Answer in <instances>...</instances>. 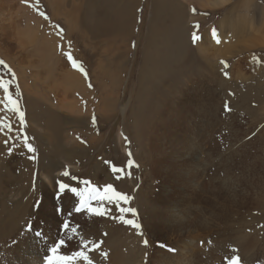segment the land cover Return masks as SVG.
Returning a JSON list of instances; mask_svg holds the SVG:
<instances>
[{
  "label": "rangeland",
  "instance_id": "374dc122",
  "mask_svg": "<svg viewBox=\"0 0 264 264\" xmlns=\"http://www.w3.org/2000/svg\"><path fill=\"white\" fill-rule=\"evenodd\" d=\"M109 1L95 2L98 15ZM219 1L224 2L206 9L194 5L195 0L188 5L196 12L187 22L189 38L215 31L210 37L220 41L205 43L207 50H214L209 74L199 70L203 58L189 43L190 74L177 85L160 80L155 92L152 80L140 75L141 51L151 53L156 45L154 41L147 49L152 0H139L128 36L101 34L89 40L76 35L71 0L56 9L45 0H31L47 19L36 7H26L29 0H0V60L7 65H0V78L12 80L10 92L25 120L20 128L17 115L0 104V119L13 126L11 135L0 131V209L8 208L4 215L0 210L5 216L0 225L5 220L7 224L0 230V264H43L46 255H53L47 248L61 238L67 244L56 255L70 256L80 250L81 237L98 244L88 251L93 264H226L225 257L233 256H239L240 264H264V49L253 42L260 26L264 38V0ZM234 2L237 6L228 16L240 28L242 15L254 26L239 31V39L227 17ZM17 23L32 36L36 28L34 39L26 33V40L18 43ZM227 45L235 54L222 52ZM66 53L83 66L87 77ZM4 97L0 88V101ZM60 101L72 103V109L60 107ZM25 135L34 153L23 145ZM77 140L84 150L73 162L68 159ZM57 143L65 152L47 153ZM50 158L54 166L46 165ZM69 162L77 169L67 167ZM113 166L123 171L114 174ZM64 171L70 176L63 177ZM47 172L50 187L42 178ZM57 180L81 190L87 187L81 181H90L100 196L105 195L104 186L112 184L130 199H93V206L107 209L104 215L75 213L80 198L65 194L58 199ZM84 196L88 200L89 193ZM57 207L64 209L60 215ZM120 207L135 208L138 215L121 213ZM120 216L142 227L125 224L116 218ZM77 226L76 236L68 240L70 229ZM36 231H43L47 241L36 237ZM72 264L85 262L73 259Z\"/></svg>",
  "mask_w": 264,
  "mask_h": 264
},
{
  "label": "bare ground",
  "instance_id": "6f19581e",
  "mask_svg": "<svg viewBox=\"0 0 264 264\" xmlns=\"http://www.w3.org/2000/svg\"><path fill=\"white\" fill-rule=\"evenodd\" d=\"M30 1L31 0H29L28 5L26 7L35 8V7H32L30 5ZM45 1H46V3L48 2L49 6L52 7V9H56V7H59L58 4L61 6L66 0H45ZM71 1L73 2L74 0H71ZM96 1H99V0H78V1H76V3L73 2L71 4V7H73L72 8V10H73V12H72V15H73L72 20H73V23H74V26H75V30L77 31L76 35H78V36L80 35V38L83 39V40H85V39L89 40V38L90 39L91 38H96V37H99V35H101V34H104L105 36H107L109 38L112 35L115 36L116 38H120V37L122 38L125 33L128 36L130 34V31H131L130 30L131 26L129 24H132V22L135 20L134 19L135 18L134 13H135L136 7H137V5L139 3V0H110L106 5L105 4L103 5V9L100 10L99 15L97 14V10L94 8ZM246 1L247 0H245V3H246ZM222 2H224V1H219V0H195V2H194L195 4L194 5H197V6L199 5V6H201V8H204V7L211 8V7H217L219 5H222L223 4ZM63 5H65V4H63ZM188 5H190L189 0H152L151 11H150L151 15H150V18H149V27H148V33H147V36H146V41L149 43V45L147 46L148 47L147 49H149V46L154 41L156 42V45L153 48L151 53L150 52L149 53L146 52L145 48H144V50L141 51V55H142L141 56L142 57V64H141L142 66L141 67L142 68L140 69L141 70L140 71V75L142 77L145 76L148 79L152 80L153 83H151V84H153L152 88H154L155 92H156V90L159 89L160 80L164 79L163 81H166L165 85L166 84L167 85H169V84H176L177 85L178 82H180L179 81L180 79H182L183 77L185 79V78H187V75L190 74V71H189V69H190V61H188V58L190 57V52H193L192 47L190 45L191 43H193L192 42V38H193L192 36L193 35L191 36L192 38L190 39L189 38V33L190 32L188 33V30H187V28L189 26L188 27H186V26H187V22L188 21L191 23V21H193L195 19V16H196L195 13L196 12L193 11L194 8L192 6L189 7ZM187 6H188L189 10H187L188 9ZM197 6H194V7H197ZM236 6H237V2H234V4L231 3L229 5V7H228V11L227 10L226 11H227V17L230 18L233 21L232 24H234V26H235V28H234V31H235L234 37L236 36L237 39H239L238 38V34H237V33H239V31H242V32L245 33V31L248 32L247 31L248 29H249V31H251L250 28H252V27L254 28V26L249 25L250 21L249 20L245 21L244 15H242L243 16L242 20L244 21V25L242 26V28H240L239 23L235 22V19L233 18V16H228V13H231L233 11V8H235ZM206 8H204V9H206ZM22 14H23V12H22ZM263 16H264V14H263ZM22 17L23 16H21L20 18H22ZM225 19H227V18H225ZM42 20H43V18H42ZM261 20H262V18H261ZM92 22H94V23L92 24ZM39 23H41V22L39 21ZM19 26H20V23H17V25H16L17 30L15 28V38H17L18 43H22L24 40H26V38L23 35H25L28 32L26 31V33H25V30L21 26L20 27L22 29L19 28ZM54 27H56V26H54ZM39 28H41L40 25H39ZM254 31H256V33H258L257 34L258 38L255 37V39L254 38L253 39L256 40V41H253V39H252V41L255 42L256 44H258L260 46L259 49L262 50V49H264V47H263L264 46V38L259 36L260 33L262 32L261 26H260L259 29H255ZM33 33H34L33 36H32V33L30 32L28 34H31V37H29V36H26V37H28V39H31V40L34 39V36L37 33V29L36 28H35V31H33ZM44 33H45V31H44ZM207 33H209V32H206V34H204L203 37H201L198 42L196 41L193 44L195 46V52L200 57L203 58V61H202L203 63L199 66L200 69L199 68L198 69L200 71H208V74H209V71H211V69H212V66H211L212 62L214 60L213 59V54L212 53L210 54V51H214V50H211V49L207 50L205 43H208V44H211V45H215V42H217V41H215L214 38L210 37V34L213 33V32L210 31V33H209V38L210 39H208V34ZM23 37L25 38L24 40H23ZM30 42H32V41H30ZM247 42H248V40H247ZM250 43H252V42H250ZM255 43H252V44H255ZM256 44H255V46H256ZM21 47H18V48H21ZM144 47H145V45H144ZM224 49L222 51L223 53L229 52L231 54H235L233 52V50H232L233 49L232 45H227ZM248 49H249V47H248ZM36 50H37V48H36ZM215 51L218 52L219 49L215 48ZM148 63H150V64H148ZM238 66H240V64ZM221 68H223V67H221ZM198 69H196V70H198ZM213 71H215V69ZM177 87H179V86H177ZM63 99H64V97H63ZM67 105H70L69 107H70V109H72L71 108L72 103H67L66 104L65 101H62V102L60 101V107L63 108V107H66ZM121 109L123 110V106H121ZM43 123H44V121H43ZM29 128L27 127V129H29ZM55 128H54L55 131H57L58 130L57 127H55ZM63 135H65V134H63ZM52 137H54V136H52ZM82 144L79 141L75 142V147H74V151H73L74 152V156L70 157L68 160L73 161V162L77 161V158H79V156L81 155L82 150H84L83 149L84 147H82ZM57 145H58V147L56 145L52 144L51 148H49L47 150L48 151L47 153H50L52 151L56 152V153L65 152L64 149H63L64 147H62L61 144L59 145V143H57ZM68 152H70V151L68 150ZM1 158H3V157H1ZM48 161L49 162H48V164L46 163V165L52 166L53 165V160L51 162V158H50ZM73 162L67 163L66 164L67 167L72 168V169H77V166H75V163H73ZM42 178L46 182L47 186L50 187V185H51L50 184V179L51 178L49 177L48 172L46 174L43 173L42 174ZM1 184L2 183H0V185ZM5 186H7V184ZM8 188H10L9 185H8ZM1 190L2 189H0V191ZM146 206L148 207V205H146ZM0 210H1L3 215H4V213L8 212V208L5 207V206L2 207ZM2 214H0V218L5 217ZM7 217H9V214H7ZM1 224H3V225H0V230H3V229H5L7 227L6 220L4 222L2 221Z\"/></svg>",
  "mask_w": 264,
  "mask_h": 264
},
{
  "label": "snow or ice",
  "instance_id": "6c2138e0",
  "mask_svg": "<svg viewBox=\"0 0 264 264\" xmlns=\"http://www.w3.org/2000/svg\"><path fill=\"white\" fill-rule=\"evenodd\" d=\"M33 7L37 8V12L39 15L43 16L45 19H47L48 17L46 16L45 13L43 12H39V8H38V2L35 5H32ZM193 11H195V9H193ZM62 29H60V32L62 33ZM216 33L215 31H213V36L215 37ZM200 37L196 34L193 33V39L192 42L195 43ZM220 41L217 39V43H219ZM67 58L69 60V62L74 66L77 67V61L73 58L71 53H66ZM223 63V62H222ZM0 65L7 67V65L5 64V62L3 60H0ZM79 70L81 72H84V75L87 77V72L83 69L82 65H79ZM9 72L12 75V79H15V73L11 72V69H9ZM12 84V80H4L2 78H0V88L3 89L4 93H5V97L4 100L0 101V104H3L5 109L14 112L19 120V125L20 128H23L25 125V120H24V113L23 111L20 109L19 107V102L17 99H15L12 95V93L10 92V86ZM18 87V85H17ZM89 87H91V84H89ZM92 122L93 124L96 123V118L93 115L92 117ZM0 131H6L9 135H11L12 131H13V126L11 123H4V121L2 119H0ZM22 143L23 145L27 148V150L31 153L35 152L34 147L32 146V144H30L28 142V137L25 135L23 136L22 139ZM4 144L8 145L9 144V140L5 139L4 140ZM13 151V147H9L8 148V153L11 154ZM129 155H131L129 153ZM34 158V157H30ZM106 163H110L107 162ZM129 167L132 166V161L129 160ZM123 169L120 168H116L115 166L112 167V172L114 174L116 173H120L122 172ZM63 177H69L70 173L68 171H64L62 173ZM71 180L73 181H77L78 177L76 176H71L70 177ZM117 179H119V176L116 177ZM56 185L58 186V192H57V198L59 199L61 195H65V194H69V195H74L76 197H79V204L76 205L73 209V211L75 213H80L84 210H86L87 212L94 214V215H104L107 211V209L103 208V206L101 207H95L92 205L91 200L95 199L97 201H107L109 203H119L120 201H123L125 203H127L130 199L129 196H127L126 194H123L119 191H117L114 186L112 184H106L103 188V192L105 193V195L100 196L98 194L99 190L96 188L91 187V182L84 180L81 181V183H83L84 185H86L87 187L84 190H81L79 187H75V186H71L69 183H65L61 180H57ZM85 192L89 193V198L88 200L85 199ZM108 193H111L112 195H107ZM64 209L63 207H57L56 208V213L57 215H60L61 213H63ZM119 211L121 213H131L133 216H137V210L135 208H125V207H120ZM72 213L69 212L68 215H71ZM118 219H120L123 223L127 224V225H131L136 229H140L142 226L141 224H139L135 219H124L123 216L120 217H116ZM77 227H72L70 229L72 236H68V240L73 239L76 234H77ZM62 229L63 231L66 233L67 231H69V221L68 220H64L62 222ZM31 225L28 226V231H31ZM143 233H141L142 235ZM59 235V233H58ZM35 236L39 237L41 239H44L47 241L48 237H46L45 233L43 231H36L35 232ZM209 243H211V241H209ZM67 244V240H65L64 238H61L59 240L53 241L51 247L47 248V252L52 253L53 255L49 256L46 255L43 258V264H72L73 259H80L82 261L85 262V264H93V261L89 258L88 255V251L94 250L96 247H98L97 243H93L92 241H88L85 240L83 237L80 238V250L73 252L70 256H60V255H56V253L58 252V250L62 247V246H66ZM145 246H147L148 241L145 240L144 241ZM89 245H91V248H89ZM163 247V245H161ZM170 251H175V249H169ZM233 251H236L235 249H233ZM107 255V254H105ZM225 261L226 264H240V258L239 256H233V257H225Z\"/></svg>",
  "mask_w": 264,
  "mask_h": 264
}]
</instances>
